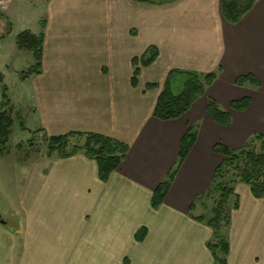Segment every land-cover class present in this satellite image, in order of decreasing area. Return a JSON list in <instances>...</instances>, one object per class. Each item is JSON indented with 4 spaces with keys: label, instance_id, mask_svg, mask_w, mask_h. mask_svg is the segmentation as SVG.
<instances>
[{
    "label": "crops",
    "instance_id": "1",
    "mask_svg": "<svg viewBox=\"0 0 264 264\" xmlns=\"http://www.w3.org/2000/svg\"><path fill=\"white\" fill-rule=\"evenodd\" d=\"M222 1L45 0L42 72L31 78L42 128L56 136L100 133L129 152L107 182L84 151L39 163L20 208L3 211L16 226L0 218V264H215L213 229L193 218L204 215L208 199L197 198L211 189L223 160L214 146L239 149L264 135V0L238 23L224 17ZM151 48L156 59L133 86V62ZM174 69L218 76L185 115L162 121L153 112ZM245 75L261 86H238ZM246 97V111L230 108ZM210 98L229 112L228 126L208 114ZM191 126L197 141L154 208L153 194ZM235 193L228 264H264V199L240 181Z\"/></svg>",
    "mask_w": 264,
    "mask_h": 264
},
{
    "label": "trees",
    "instance_id": "2",
    "mask_svg": "<svg viewBox=\"0 0 264 264\" xmlns=\"http://www.w3.org/2000/svg\"><path fill=\"white\" fill-rule=\"evenodd\" d=\"M255 0H223L222 9L224 17L231 23H238L243 15L254 5ZM45 37L41 32L36 34L31 30H23L16 36V44L19 50L31 52L35 59V65L29 72L23 73L26 79L34 74L42 72V61ZM156 51L149 49L140 60L136 59L133 64L135 69L132 77V85L136 86L140 74V68L149 66L156 59ZM217 72L207 74L196 71L171 70L158 96L153 116L162 121H171L181 118L192 107L194 102L206 94L217 79ZM5 77L0 73V93L5 100V106L10 108L0 112V147L7 146L12 129L15 124L11 101L6 94L8 88L4 85ZM236 84L238 86L252 85L260 87V81L253 75L240 76ZM148 89L157 88L156 84H149ZM251 98L246 97L235 100L230 108L237 111H246L251 105ZM207 112L211 118L224 126L231 122L229 112L220 108L218 102L210 98ZM198 136L195 127H189L180 142V152L176 165L168 173L167 177L159 184L152 197V206L158 208L165 200L172 183L179 172L182 164L193 149ZM85 138L83 145L72 144L71 138ZM49 155L57 153L63 158H69L81 151L95 160L98 166V177L107 182L110 176L120 168L129 152L128 144L100 133L69 132L64 135H49ZM259 142V147H256ZM214 151L223 156L221 164L215 170V176L211 189L203 196L197 198L201 201L213 199L210 217L205 214L194 216L199 222L206 223L213 229V237L208 247L213 254L215 264H228L229 242L228 231L232 225V214L239 206V198L235 193L237 182H244L250 186L255 198L264 199V135L254 134L246 144L239 149H231L222 144H216ZM194 208V205L191 207ZM147 234L144 228L140 230L136 238L143 241Z\"/></svg>",
    "mask_w": 264,
    "mask_h": 264
},
{
    "label": "rangeland",
    "instance_id": "3",
    "mask_svg": "<svg viewBox=\"0 0 264 264\" xmlns=\"http://www.w3.org/2000/svg\"><path fill=\"white\" fill-rule=\"evenodd\" d=\"M45 11V0L0 1V73L5 77L4 85L8 88L6 94L11 101L12 117L15 122L7 146L0 147L2 219L10 217L7 212L3 214L4 210L20 208V201L32 189L35 167L53 155H49V133L42 128L36 112L31 80L33 75L26 79L22 78L23 73L33 69L35 59L31 52L19 50L16 44V36L23 30L41 33L43 24L41 20L46 16ZM8 108L10 105L5 106L1 91L0 112ZM80 141L79 137L71 138L72 144ZM259 144L256 142V147H259ZM213 202V199L207 202V209L203 213L206 217L211 215ZM7 221L9 225L16 226L15 220ZM8 233L9 236L12 235L10 230Z\"/></svg>",
    "mask_w": 264,
    "mask_h": 264
}]
</instances>
